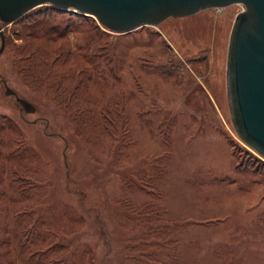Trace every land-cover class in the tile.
<instances>
[{
	"label": "rangeland",
	"instance_id": "374dc122",
	"mask_svg": "<svg viewBox=\"0 0 264 264\" xmlns=\"http://www.w3.org/2000/svg\"><path fill=\"white\" fill-rule=\"evenodd\" d=\"M242 11L1 24L0 78L34 112L0 80V264H264V158L227 99Z\"/></svg>",
	"mask_w": 264,
	"mask_h": 264
},
{
	"label": "water",
	"instance_id": "95a60500",
	"mask_svg": "<svg viewBox=\"0 0 264 264\" xmlns=\"http://www.w3.org/2000/svg\"><path fill=\"white\" fill-rule=\"evenodd\" d=\"M49 5L91 16L105 29L126 33L157 26L166 19L195 15L206 9L240 5L233 23L226 60L227 99L239 139L264 158V0H0V53L4 48L1 24L14 22L30 10ZM5 85L24 112L34 107Z\"/></svg>",
	"mask_w": 264,
	"mask_h": 264
},
{
	"label": "bare ground",
	"instance_id": "6f19581e",
	"mask_svg": "<svg viewBox=\"0 0 264 264\" xmlns=\"http://www.w3.org/2000/svg\"><path fill=\"white\" fill-rule=\"evenodd\" d=\"M192 16V15H191ZM187 17H189V16H187ZM179 18H182V17H179Z\"/></svg>",
	"mask_w": 264,
	"mask_h": 264
}]
</instances>
